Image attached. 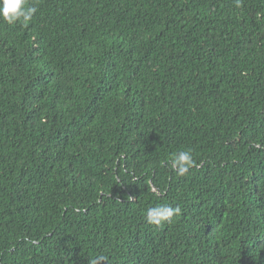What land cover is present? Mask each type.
<instances>
[{
  "label": "trees",
  "instance_id": "1",
  "mask_svg": "<svg viewBox=\"0 0 264 264\" xmlns=\"http://www.w3.org/2000/svg\"><path fill=\"white\" fill-rule=\"evenodd\" d=\"M27 3L0 22V264H264V0Z\"/></svg>",
  "mask_w": 264,
  "mask_h": 264
},
{
  "label": "clouds",
  "instance_id": "2",
  "mask_svg": "<svg viewBox=\"0 0 264 264\" xmlns=\"http://www.w3.org/2000/svg\"><path fill=\"white\" fill-rule=\"evenodd\" d=\"M236 3L237 7H239V0H236ZM36 11V7L28 6L27 0H0V22L8 25H14L18 22L27 24L31 21ZM169 164L178 175H184L190 168L196 166L190 149L175 153ZM180 213L181 208L179 206L172 207L163 204L147 209L145 218L147 223L161 226ZM101 259L103 258L101 257ZM90 264H96V260L93 259Z\"/></svg>",
  "mask_w": 264,
  "mask_h": 264
}]
</instances>
